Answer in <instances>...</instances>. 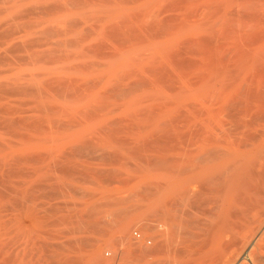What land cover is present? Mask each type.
Listing matches in <instances>:
<instances>
[{
  "label": "bare ground",
  "instance_id": "obj_1",
  "mask_svg": "<svg viewBox=\"0 0 264 264\" xmlns=\"http://www.w3.org/2000/svg\"><path fill=\"white\" fill-rule=\"evenodd\" d=\"M100 213L120 264H264V0H0V264Z\"/></svg>",
  "mask_w": 264,
  "mask_h": 264
},
{
  "label": "rangeland",
  "instance_id": "obj_2",
  "mask_svg": "<svg viewBox=\"0 0 264 264\" xmlns=\"http://www.w3.org/2000/svg\"><path fill=\"white\" fill-rule=\"evenodd\" d=\"M77 199H78V197H76L75 198V202L77 201ZM73 201V200H72ZM77 203V202H76ZM78 204V203H77ZM77 206V205H76ZM100 215H102V217H105V216H103L104 214L103 213H100V214H97L96 215V221H97V223L99 224H97V227H99V228H103L102 230H104V228H106L107 226H108V224H110V222H111V220L109 219V217H107L108 219V223L106 222V217H105V220H104V218H102ZM99 216V217H98ZM87 218V220H89V219H91L92 217H90V216H88V217H85V219ZM97 218H99V220H101V219H103V221H98V219ZM101 218V219H100ZM110 220V221H109ZM101 222V223H100ZM107 225V226H106ZM60 226H62V225H60ZM60 226H57L56 225V227H55V229L56 228H61ZM72 226V225H71ZM94 228L93 230L92 229H88V230H90V231H83V232H75V234H73L74 232L71 230V229H68L69 230V232L67 231V229H65L66 227H63V231L61 232V233H59V235L58 236H61L60 234H66V233H68L67 235H62L61 237H58L57 238V240L59 241V242H61V244H59V245H61V246H57L56 248H58V250H57V252H59V254L62 256V253H63V255H69V254H73V252H77V254H80L81 253V250H82V253L84 252V254L86 253V254H88L89 252V250L91 251V249L92 248H94V247H96V249H100L99 251H101L100 252V254H101V256H103L102 257V259L104 260L105 259V262L106 261H108V263H105V264H111L113 261H114V259H118L117 257L118 256H114L115 258H113V259H109V258H107L106 256H105V252L106 251H112V249L113 248H116L117 247V249H119V251H124L125 249H127V250H130L132 247H134V245H130V243H132L133 241H135V239L139 242H137V241H135L133 244H135L136 242H137V244L138 245H141V243L142 242H144V240H145V242H146V239H144L143 238V236H142V234H141V236H142V240H140L139 239V229L136 227V231L134 230L135 229V227L134 228H132V230L135 232V233H133V231L132 230H130V232H129V234H128V238L126 237L125 238V240L127 239L128 241H130V239L132 240V241H130V243L126 240V241H124V239H119V237H118V235H117V232L115 231V229H114V227L110 224V226H108L104 231H105V233H104V231H102L101 229H98V228ZM113 227V228H112ZM69 228V227H68ZM72 228V227H71ZM113 229V232L111 231V232H109L110 231V229ZM95 229H97V230H95ZM109 231H108V230ZM111 229V230H112ZM66 231V232H65ZM71 231V232H70ZM95 231V232H94ZM138 231V232H137ZM59 232V231H58ZM65 232V233H64ZM73 232V233H72ZM87 232V233H86ZM100 232H102V233H100ZM108 233V234H107ZM71 234V235H70ZM104 234V235H103ZM138 234V235H137ZM85 235V236H84ZM79 236H83L82 237V239H84L86 242H87V244H85V245H83V247L82 246H80V248L81 249H77V248H79V246H78V244L76 243V240H77V237H79ZM134 236V237H133ZM137 238H136V237ZM64 237V238H63ZM73 237V238H72ZM115 237H117L116 239H115ZM134 238V239H133ZM141 238V237H140ZM107 239H110V240H107ZM139 239V240H138ZM65 240H66V242H65ZM108 241V243H107V241ZM118 240H122V241H124L123 243H122V241H120L121 242V244H119L120 242L118 241ZM70 241H72V242H70ZM74 241H75V243H76V245L77 246H75V243H74ZM92 241V242H91ZM106 241V242H105ZM114 242V244H113V242ZM117 241V242H116ZM94 242V243H93ZM119 242V243H118ZM107 243V244H106ZM127 243V244H126ZM94 244V245H93ZM118 244V245H117ZM124 244V246L122 247V245ZM137 244H135V245H137ZM142 244H144V243H142ZM88 245H89V247L90 248H86V247H88ZM97 245H98V248H97ZM103 245V246H102ZM105 245V246H104ZM126 245V246H125ZM67 246V247H66ZM132 246V247H131ZM72 247V248H71ZM77 247V248H76ZM100 247V248H99ZM102 247V248H101ZM131 247V248H130ZM59 248H61V249H59ZM66 248V249H65ZM68 248V249H67ZM74 248V249H73ZM87 250H85V249ZM120 248H122V250L120 249ZM130 248V249H129ZM63 250V251H62ZM75 250V251H74ZM126 250V251H127ZM80 251V252H79ZM79 252V253H78ZM74 253V254H75ZM103 254V255H102ZM60 255H56L57 257H53L52 256V260H48V258H45V259H47V262L45 261V263H43V264H48V262H49V264H52V262L55 264L56 263V258H59L58 260H60ZM43 259L44 258H42V260L40 259V261H38V263H40L41 264V262H43ZM44 259V260H45ZM56 259V260H55ZM55 260V261H54ZM57 260V261H58ZM119 261V260H118Z\"/></svg>",
  "mask_w": 264,
  "mask_h": 264
},
{
  "label": "built area",
  "instance_id": "obj_3",
  "mask_svg": "<svg viewBox=\"0 0 264 264\" xmlns=\"http://www.w3.org/2000/svg\"><path fill=\"white\" fill-rule=\"evenodd\" d=\"M105 256L109 259H113V253L111 251H106L105 252ZM111 264H120L119 261L117 259H114V261Z\"/></svg>",
  "mask_w": 264,
  "mask_h": 264
}]
</instances>
